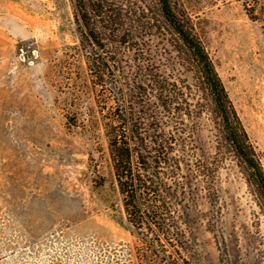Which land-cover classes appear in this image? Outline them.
I'll return each mask as SVG.
<instances>
[{"label": "rangeland", "instance_id": "obj_1", "mask_svg": "<svg viewBox=\"0 0 264 264\" xmlns=\"http://www.w3.org/2000/svg\"><path fill=\"white\" fill-rule=\"evenodd\" d=\"M180 1L264 166V0ZM78 42L72 0H0V264L135 259ZM216 188L192 212L202 264H263L264 204L234 160Z\"/></svg>", "mask_w": 264, "mask_h": 264}, {"label": "trees", "instance_id": "obj_2", "mask_svg": "<svg viewBox=\"0 0 264 264\" xmlns=\"http://www.w3.org/2000/svg\"><path fill=\"white\" fill-rule=\"evenodd\" d=\"M72 3L79 42L68 68L77 79L76 57L85 61L135 238L130 264H202L200 197L217 205L216 176L231 159L262 207L264 166L196 21L180 0Z\"/></svg>", "mask_w": 264, "mask_h": 264}]
</instances>
